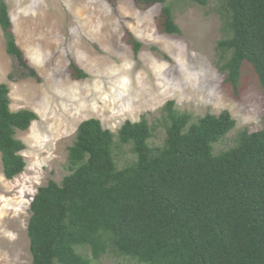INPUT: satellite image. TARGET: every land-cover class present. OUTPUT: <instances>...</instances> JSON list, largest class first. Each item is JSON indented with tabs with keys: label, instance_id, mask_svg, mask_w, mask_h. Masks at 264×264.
I'll list each match as a JSON object with an SVG mask.
<instances>
[{
	"label": "trees",
	"instance_id": "obj_1",
	"mask_svg": "<svg viewBox=\"0 0 264 264\" xmlns=\"http://www.w3.org/2000/svg\"><path fill=\"white\" fill-rule=\"evenodd\" d=\"M191 1L221 4L228 37L217 48L228 56L220 57L218 68L226 81L236 89L248 62L264 93V0ZM166 2L136 0L140 9L162 4L163 32L179 34ZM0 28L6 52L23 69L19 77L40 82L16 41L5 0ZM128 35L137 51L140 44ZM70 68L73 77H86L74 62ZM9 92L0 83L1 163L4 176L13 179L26 167V146L16 131L27 130L38 116L29 109L12 111ZM162 111L160 146L149 144L153 128L145 118L126 121L116 135L96 118L79 123L67 148L69 173L39 186L30 202L31 264H92L110 252L144 264H264V127L240 131L234 146L214 154L213 144L236 125L228 111L196 121L173 101ZM116 142L129 145L134 155L122 168Z\"/></svg>",
	"mask_w": 264,
	"mask_h": 264
},
{
	"label": "rangeland",
	"instance_id": "obj_2",
	"mask_svg": "<svg viewBox=\"0 0 264 264\" xmlns=\"http://www.w3.org/2000/svg\"><path fill=\"white\" fill-rule=\"evenodd\" d=\"M5 1L16 41L41 81L19 77L23 69L6 52L0 28V83L10 89V108L38 116L27 130L16 131L26 146L21 174L7 179L0 153V264H31L30 202L39 186L69 173L67 148L83 120L96 118L116 135L126 121L145 118L153 128L149 144L160 146L168 101L193 121L228 111L236 125L213 144L214 154L234 146L240 131L264 127V93L252 66L242 65L236 89L218 68L220 57L228 54L217 44L228 32L217 1L201 6L167 0L179 34L163 32L162 4L140 9L136 0ZM129 33L140 44L137 51ZM71 62L86 77H73ZM114 154L119 168L134 159L130 146L118 142ZM119 263L144 264L112 252L92 261Z\"/></svg>",
	"mask_w": 264,
	"mask_h": 264
}]
</instances>
